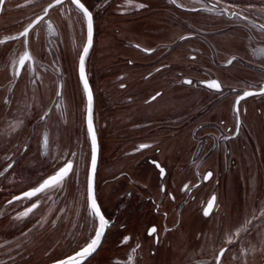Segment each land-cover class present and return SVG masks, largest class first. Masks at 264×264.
I'll return each mask as SVG.
<instances>
[{"label": "flooded vegetation", "instance_id": "1", "mask_svg": "<svg viewBox=\"0 0 264 264\" xmlns=\"http://www.w3.org/2000/svg\"><path fill=\"white\" fill-rule=\"evenodd\" d=\"M67 1L73 11L84 17L87 26L76 63V75L81 84L79 58L87 39L90 18L93 24L92 43L85 56V73L92 91L91 121L98 146L94 195L102 216L95 212L88 198L92 133L87 116V91L82 84L83 121L90 142L85 175L87 206L83 212L99 222L98 228L101 225L104 227L102 242L116 223L121 229L125 228L121 215L125 202L131 201L133 197V189L119 182V178L128 176L130 170L143 172L149 168L152 174L145 177L148 190L144 203L151 207V213L148 214L150 218H144L143 233L135 236L139 240V247L171 248L174 232L180 231V235L184 233L186 236L175 243V248H190L186 241V229L192 228L195 222L190 208H197L203 219H216L217 227H225L226 214L218 212L225 211L223 192L226 180L231 177V184L236 188L235 176L238 172L246 173L245 160L252 140L261 141L264 137V0H147L149 4L144 3L142 6L132 4L129 12L137 13V16L138 13L155 8L157 10H151L153 13H159L164 16L163 19L174 23L155 33L141 32L144 39L139 37L140 34L133 35L137 39L131 43L133 49H126V52H134H128L133 57L128 58L129 64H135L133 59H136V66L140 65V54L149 57L150 62L142 69L144 84L128 86L129 74L117 75V80H120L117 87L120 93L118 103L120 107L136 104L134 97H139L140 91L145 93L140 105L123 106L119 111L121 116L115 122L116 128H120L119 133L125 132L118 134L121 136L118 145L121 154L111 162L116 166L122 165L123 169L113 178L118 179L113 191L108 190L110 185L105 182L102 189L106 192L101 196L98 194L97 178L100 166L102 168V154L108 152L112 156L117 148L113 145V138H105L100 125L102 115L98 110L97 92L88 58L95 45V10L106 9L108 3L114 0H92L91 3L87 0ZM38 4L39 0H0V140L3 139V143L0 142V203L8 204L10 209L11 203L6 202V195L11 190L12 176H9V170L17 162L11 157L15 153L10 140V108L20 97L23 126L15 131L20 135L26 130L32 132L30 139L27 138V142L21 146L23 153L39 152L41 156H46L51 150V138L49 128L43 127L44 117L54 110L61 92L56 58L60 37L55 17L58 6H54L52 15H49L52 9L45 10V6ZM74 26L73 19L69 17V39L72 37V40L75 36ZM155 40L162 46L149 44ZM113 125L111 123V129L115 128ZM106 128L110 129L108 122ZM33 134H37L36 143L33 142ZM114 134L111 133V136ZM52 144V167L49 168V163L46 169H43L42 163H38L35 169L25 166L27 174L35 171L36 176H30L34 178L33 181L15 195L14 201L39 195L41 190L38 186L49 175L57 184L70 173L73 159L59 164L58 146ZM255 147L260 149L257 144ZM30 156L26 155L25 159ZM261 172L257 171L256 178L248 180L247 186L241 180L242 188L254 186L258 189L253 181H257ZM136 179L141 180L138 177ZM234 193L231 195L232 202L237 200L236 190ZM114 197L115 205L110 206ZM58 198L55 197L56 201ZM35 204L36 200L32 207ZM0 205L3 209L6 207ZM55 205L58 210V202ZM189 205L192 206L189 208ZM140 206L139 209L143 208V205ZM188 211L192 218L190 223L187 220ZM56 216L58 213L54 218ZM84 219L80 216L73 221L74 225L79 221L81 231L89 229L92 222ZM243 219L246 221L248 218ZM54 220L59 225L57 230L65 224L64 220L60 224V220ZM244 222L242 224H246ZM250 228H245L246 235ZM223 239L216 237L215 242L220 243ZM102 242L97 248L102 247ZM123 244L118 247L128 246ZM229 245H214L217 250L211 264L222 262ZM188 258L184 260L188 261ZM184 260L178 264H184Z\"/></svg>", "mask_w": 264, "mask_h": 264}, {"label": "rangeland", "instance_id": "2", "mask_svg": "<svg viewBox=\"0 0 264 264\" xmlns=\"http://www.w3.org/2000/svg\"><path fill=\"white\" fill-rule=\"evenodd\" d=\"M87 1L91 3L92 0ZM134 3L136 6H142L144 3H147V0H140L139 2H135L134 0H114L108 3L106 9L97 8L95 10L96 38L88 62L95 82L98 110L102 115L101 128L104 130L105 138H113V145H116L117 148L115 150L116 153L114 152L112 156L108 152L102 154V168L100 166L97 178L98 194L100 196L106 192L102 189L105 182H108L110 185V189L108 188V190L113 191L114 183L118 182V179L115 180L113 178L117 174H120V170L123 169L121 168L122 165L116 166L111 162L121 154V151L119 152L120 148H118L121 136L118 134L125 132L119 133L120 128H116L115 122L121 116L119 111L123 106L140 105V102L143 101L142 95L145 93L144 91H140L139 97H134L133 100L137 102L136 104H124L120 107L118 103L117 97L120 93L117 91V87L120 80H117V75H120V73L129 74L127 76L128 86L144 84L142 69H145L144 66L150 62L149 57L140 54L142 58L141 62H139L140 65L136 66V63H138L136 59H133L135 64H129L128 58L133 57L130 53L126 52V49L132 48V41L137 40L133 38V35L137 36L141 32L147 31L155 33L162 29V27L174 23L163 19L164 16L159 13H153L151 10H157L155 8L138 13L139 16L136 15L137 13L129 12ZM33 4H35V1ZM38 5L45 6V10L52 9L49 11V15H52L54 6H58L55 17L59 24L60 37L58 39L59 44L56 58L58 59V73H60L61 79V92L57 96L59 99L55 102L54 110L44 117L43 127L49 128L51 138V150L46 156H41L39 152L33 151V153H28L29 151L23 153L24 150L21 146L24 142H27V138L30 139L32 132L26 130L22 135L17 132L23 126V113L19 104L20 97L17 98V103H13L10 108V140L15 153L11 157L17 162L9 170V176H12L10 178L11 190L6 195V202L8 203L9 201L11 203V209L8 207V204L0 203L6 206L3 209L0 205V264L47 263L73 254L97 241L98 238L99 222L87 212H83L87 206L85 200V175L90 142L83 121L84 91L81 82L77 79L76 63L86 35V22L84 17L78 14L77 11L72 10L67 0H39ZM69 17L73 19V23L75 24V36L73 40L71 39L72 37L70 38L71 40L69 39ZM149 44L162 46L156 40ZM121 48L122 51L120 50ZM48 73L50 74V71ZM1 108L0 106V110ZM107 122L108 126L110 124V129L106 128ZM111 123H114V129H111ZM111 133H115L113 137ZM35 140L37 141V134H33V142L36 143ZM0 142L3 143V139ZM52 142L58 146L59 164L73 159V167L70 173L60 179L57 184L53 182L52 175H49L38 186V189L40 188L41 190L38 192L40 193L39 195L14 201L15 195L26 187L27 183L33 181L34 178L30 176H36L35 171L28 172L27 174V171L24 170L25 166L29 165L35 169L38 163H42L44 165L43 169H46V165L49 163V168L52 167L54 160ZM255 144L260 149H256ZM249 150L245 160L246 173L238 172L235 176L238 207L242 206L245 200H250L251 198L252 204L248 205L249 210L245 215L242 214L241 216V209L236 207V203L233 204V209L231 208L232 205L228 208L224 204L225 211L220 210L218 214H227L229 210V219L235 217L236 214H238L237 217L239 219L232 225L217 227L216 219L214 221L203 219L199 210L189 205V208L191 207V216L195 220V222L193 221L192 228L188 227L187 231L189 236H187L186 241L187 244H190V248H179L181 255L171 261L168 258V248L139 247V240L135 236L143 233L144 218L148 219V214L151 213V207L147 203H144V200L147 193L146 190H148L145 187L147 181L145 177L150 176L152 170L146 168L141 172L140 170L132 171L129 169L128 176L124 175L119 178V182L128 184L133 189V197L131 201L125 202L123 216L121 215L126 227L121 229L119 224L113 225L104 237L103 242L101 238L99 244L101 245L102 242V247L97 248L90 255L91 257L87 258L88 260L85 259L83 261H86L84 264H162L167 259L169 264H178L186 257L189 258L188 261L184 260V264H211L214 260V252L217 250V248H214V245L219 246L224 243L230 245L220 264H260L264 259L263 141L252 140ZM26 155L32 156L25 159ZM237 159L239 160L238 155ZM257 171H262L258 174L257 181H253L255 182L254 184H257L258 189L254 188V186L243 189L241 180L245 182L243 185H249L247 181L251 180V178H256ZM38 173L39 171H37ZM136 177L141 180H137ZM131 183H133V186H131ZM260 186L261 188H259ZM202 190L204 191V189ZM206 190H209V186H207ZM232 195H235V193ZM56 196H59L58 201H56L57 198L55 199ZM35 200L37 205L35 204V207H32ZM114 201L115 197L109 205L114 206ZM57 202L58 210L55 207ZM139 202L143 205L141 209L138 208L140 206ZM68 208L71 209L68 210ZM57 213L58 216L54 218V215H57ZM83 214L85 217H83ZM80 216H82V219L85 218L84 220H92V222L90 221L91 225L89 229L81 231L82 227L79 221H76L77 224L74 225L73 221L75 217L77 219ZM56 218L60 220L59 224L63 220L65 222L60 230H57L59 225L54 220ZM243 218L248 219L245 221ZM243 222L246 224H242ZM249 226L251 228L246 235V231L244 230H247L245 228H249ZM216 237H224V239L222 242L216 243ZM122 243L128 246L126 248H119L118 245ZM163 245H166V243ZM200 246L202 248H199ZM201 257L203 258L201 259Z\"/></svg>", "mask_w": 264, "mask_h": 264}, {"label": "water", "instance_id": "3", "mask_svg": "<svg viewBox=\"0 0 264 264\" xmlns=\"http://www.w3.org/2000/svg\"><path fill=\"white\" fill-rule=\"evenodd\" d=\"M88 33H87V39L84 44L82 53L79 58V75H80V80L82 81L83 86L85 87V90L87 91V116L88 122L90 125V132L92 133V156L90 160V166H89V171H88V198L90 201V204L92 205L93 209L95 212L100 216V210L99 206L97 204V201L95 199L94 195V175H95V168H96V163H97V156H98V146H97V138L95 135L94 127L91 121L92 117V91L90 88L89 81L87 79L86 73H85V56L86 53L88 52L91 43H92V38H93V24L91 18L89 19L88 23ZM102 216V215H101ZM104 232V227L101 225V227L98 228L97 232V241L93 242L91 245L86 246L77 252L64 256L62 258L43 263V264H80L83 262L85 259H87L96 249L97 246L99 245V242L103 236ZM222 251H220L219 254H221ZM220 255L218 256L217 259H219ZM260 264H264V259Z\"/></svg>", "mask_w": 264, "mask_h": 264}, {"label": "bare ground", "instance_id": "4", "mask_svg": "<svg viewBox=\"0 0 264 264\" xmlns=\"http://www.w3.org/2000/svg\"><path fill=\"white\" fill-rule=\"evenodd\" d=\"M139 37H142V39H144L145 37L144 36H142V35H139ZM128 52H130V53H134L133 51H131V50H127ZM262 141H263V144H264V137H262V139H261ZM259 143V142H258ZM234 188H235V185H233V184H231V177L229 178H227V180H226V188L224 189V192H223V201H224V204L229 208L231 205V208L233 209L234 208V206H233V204L234 203H236V207H238V203H237V201H234V202H232L231 201V195L235 192L234 191ZM235 190H236V188H235ZM233 196V195H232ZM251 200L252 199H250V200H245L243 203H242V206H239L238 207V209H241L240 210V212H241V216H242V214H246V212L249 210V208H248V205H250V204H252L251 203ZM231 201V202H230ZM238 209H235V210H238ZM229 216H230V211L228 210V213L226 214V217H225V219H226V225H231L233 222H235V221H237L238 219H239V217H237L238 216V214H236L235 215V217H232V218H230L229 219ZM191 216H190V212L188 211V214H187V220H188V222L190 223L191 222V219L192 218H190ZM186 230H188V229H186ZM188 234V233H187ZM182 236L183 237H185L184 236V233L182 234V235H180V231H175L174 232V237H173V243H172V246H171V248H168V251H169V255H168V258H169V261H171V260H173V259H175V258H177L178 256H180V254H181V251H179L180 249L179 248H175L176 247V244L175 243H177V242H179V240H181V238H182ZM189 236V235H188ZM92 244V243H91ZM90 244V245H91ZM188 247H190V244L188 245ZM167 261H168V259L167 260H165L164 262H163V264H166L167 263Z\"/></svg>", "mask_w": 264, "mask_h": 264}]
</instances>
